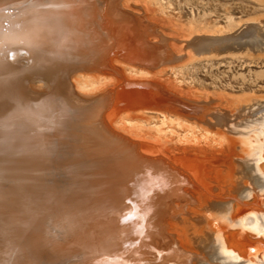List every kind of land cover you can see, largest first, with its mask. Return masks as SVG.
<instances>
[{
  "label": "bare ground",
  "instance_id": "bare-ground-1",
  "mask_svg": "<svg viewBox=\"0 0 264 264\" xmlns=\"http://www.w3.org/2000/svg\"><path fill=\"white\" fill-rule=\"evenodd\" d=\"M131 1L0 0V264H264V100L159 78L186 53Z\"/></svg>",
  "mask_w": 264,
  "mask_h": 264
},
{
  "label": "rangeland",
  "instance_id": "rangeland-1",
  "mask_svg": "<svg viewBox=\"0 0 264 264\" xmlns=\"http://www.w3.org/2000/svg\"><path fill=\"white\" fill-rule=\"evenodd\" d=\"M140 1H131L129 8L143 14L148 12L147 14L156 22L163 21L159 25L163 29L166 27L165 32L177 40H170L175 41L174 50L186 53L182 61L172 66L162 65L157 68L159 78L170 80L173 86L189 97L215 94L244 101L252 98L264 100V30L260 51L240 50L197 58L189 54L190 48H184L185 44L182 41L197 34L215 31L228 34L246 20L264 21V0ZM149 7L151 9H147ZM152 7L153 9L156 7L155 9L160 12L157 13ZM262 26L264 28V25ZM150 36L153 41L156 39L155 35Z\"/></svg>",
  "mask_w": 264,
  "mask_h": 264
}]
</instances>
